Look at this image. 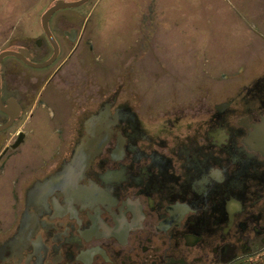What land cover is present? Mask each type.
<instances>
[{"label": "flooded vegetation", "instance_id": "obj_1", "mask_svg": "<svg viewBox=\"0 0 264 264\" xmlns=\"http://www.w3.org/2000/svg\"><path fill=\"white\" fill-rule=\"evenodd\" d=\"M51 20V65L1 63L0 264H264V57L203 104L144 113L126 77L66 70L86 27L64 31L41 87L18 80L59 62ZM20 48L54 51L45 34Z\"/></svg>", "mask_w": 264, "mask_h": 264}, {"label": "rangeland", "instance_id": "obj_2", "mask_svg": "<svg viewBox=\"0 0 264 264\" xmlns=\"http://www.w3.org/2000/svg\"><path fill=\"white\" fill-rule=\"evenodd\" d=\"M54 1L0 0V52L43 36L41 16ZM51 26L64 41L59 62L45 72L18 66V80L41 87L72 50L64 31L86 27L84 47L66 70L94 66L98 88L126 77L127 95L144 113L203 104L206 86L214 94L223 85L220 72L248 68L264 57L255 33L264 29V0H89L55 14Z\"/></svg>", "mask_w": 264, "mask_h": 264}, {"label": "water", "instance_id": "obj_3", "mask_svg": "<svg viewBox=\"0 0 264 264\" xmlns=\"http://www.w3.org/2000/svg\"><path fill=\"white\" fill-rule=\"evenodd\" d=\"M89 0H56L54 3L43 13L41 16V27L44 32V34L47 36L49 42L53 45L54 51L50 59H48L45 62L42 63H33L30 61H26L24 56H28L31 58V56L28 54L26 49H19V52L13 51V50H5L0 52V102H1V63L2 60L5 57L8 56H15L18 57L22 60H24L28 65L35 67V68H44L49 65H51L56 58L58 57L59 54V48L58 44L54 38V35L50 29V20L52 16L61 10H66V9H73V8H78L80 6H83L88 3Z\"/></svg>", "mask_w": 264, "mask_h": 264}]
</instances>
